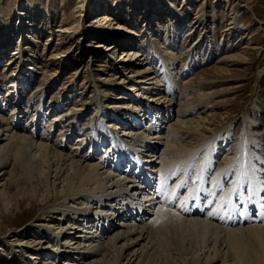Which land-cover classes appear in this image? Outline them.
I'll return each mask as SVG.
<instances>
[{
	"label": "bare ground",
	"instance_id": "1",
	"mask_svg": "<svg viewBox=\"0 0 264 264\" xmlns=\"http://www.w3.org/2000/svg\"><path fill=\"white\" fill-rule=\"evenodd\" d=\"M249 5L235 4L233 26L228 30L234 40L242 35L241 20L245 12L252 11ZM83 8L79 4L76 7ZM29 12L27 9L26 13H19L18 40L0 73V205L6 219L14 213L37 212L33 229L17 231L18 235L29 237L24 238V245H19L28 248V262L148 264L155 255L160 264H192L191 259L182 257V250L185 244L193 243L192 247L197 250L193 264H248L237 236L252 233L257 250L260 249L255 252L253 262L264 264V183L257 185L258 190L251 198L243 178L240 184L235 183L249 161L264 175L261 131L249 134L247 153L243 151L238 158H233L228 150L222 154L219 165L212 168L221 148L216 142L202 144L199 133L207 130V119L219 106L213 102L205 104L209 99L204 94L195 95L200 85L193 84L192 80H182L178 95H174L177 89L174 82L188 70L189 63L175 72L176 55L156 44L153 46L158 67L153 70L150 63L141 62L139 65L143 66L134 69L130 76L129 83L133 85L129 89L135 95L129 96L125 80L119 84L115 77H92L90 99L79 107L73 102V106L63 109L64 99L59 94L53 96L51 102L55 101L48 103L44 113L45 89L41 86L29 95L25 108L21 107L34 71L25 58L29 50L25 47L29 40L25 32L32 27L27 26L32 16ZM169 15L172 19L178 17L175 11ZM203 18L204 15L200 20ZM96 19L101 23L110 22L104 15ZM56 33L74 34L70 29H58ZM94 35L111 39L104 54L125 47L118 60L120 64L125 62V68L137 60L144 61L143 55L135 51V36L122 39L124 34L120 36L117 31L109 30ZM4 53L1 48L0 59ZM66 61V57L54 55L45 61L55 69L51 79L58 70H64ZM116 90L119 94L114 95L108 107L103 106L101 100L105 101ZM131 96L140 97L135 100V107L122 102ZM141 97L153 108H144L147 102ZM129 108L142 112L125 116L126 122L119 113ZM6 109L9 110L5 112ZM90 110L91 116L77 132L80 136L72 140L79 127L77 123ZM108 113L116 125L108 123L111 119ZM101 117L99 123L97 120ZM43 122L45 126L41 128ZM55 130L56 138L52 140ZM69 141L74 144L65 152ZM23 169L37 171L36 176L28 178L29 183L36 185L31 186L29 195L19 192L13 199L10 193L18 191L22 178L16 173ZM38 184L43 186L40 194L36 191ZM168 184L172 191L176 189L177 195L169 199L171 208L164 199L171 193ZM178 198V204L186 202L177 205ZM64 257L66 260L59 263V258ZM43 258L46 259L41 262Z\"/></svg>",
	"mask_w": 264,
	"mask_h": 264
},
{
	"label": "rangeland",
	"instance_id": "2",
	"mask_svg": "<svg viewBox=\"0 0 264 264\" xmlns=\"http://www.w3.org/2000/svg\"><path fill=\"white\" fill-rule=\"evenodd\" d=\"M79 1L0 0V47L5 51L0 59V73L12 52L10 50L15 47L18 40L16 26L19 13L24 14L28 9L29 15H32L27 20V26L31 24L32 27H29V30L27 29L25 32L29 37L27 45H25L29 49L26 51L25 58L28 63L31 62V65L27 64L34 71L21 100V107L25 108L29 95L37 86L45 89L44 113L47 112L46 107L55 101L51 102L53 96L59 94L64 99L61 102L63 109L73 106V102L75 106L79 107L90 99L93 90L91 86L93 81H90L92 77L96 79L115 77V81H118L119 84L120 81L125 80L127 83L124 86L127 87V93L129 96L135 95V92L129 89L133 85L129 83L130 76L134 74V69L143 66L139 65L141 62L143 64L150 63L153 70L158 67L153 46L156 44L176 55L179 61H175L177 63L174 67L175 72L180 70L181 65L189 63L188 70L183 75L177 76L174 82L177 88L174 95H178L182 80H184L183 82L192 80L193 84L200 85L199 91L195 90V95L204 94L209 99L205 104H212L213 102L219 106L207 119L209 122H207V130H201L199 133L202 144L207 146L211 142H216L218 148H221L218 150L215 158L216 163H213L212 168L214 165H219L222 154L228 150L229 153L232 152L230 156L233 158H238L239 154H243V151L247 153V148L250 147L249 134L252 135L254 132L261 131L263 137H259V139L264 140V0H243L242 2L219 0V4L216 3L217 0H84L83 4H80ZM236 3L250 4L252 11L245 12L241 20L242 35L237 36L234 40L230 35L231 30L229 32L228 30L233 26L231 18L236 12ZM78 4L79 6L83 5L84 8L76 9ZM172 11L178 15L176 19H172V16L169 15ZM150 14L153 16L149 17ZM100 15L106 16L110 22L108 24L105 21L104 23L98 22L96 18ZM202 15L204 18L200 20ZM183 16L186 18L184 21L181 19ZM58 29H70L71 34H74L62 36L56 33ZM101 30L117 31L120 36L124 34L121 36L122 39L135 36L134 38L137 40L134 44L137 46L135 51L143 55L144 61L137 60L136 64H129L130 66L127 65V68L124 67L125 62L118 63L121 56L120 51L125 47H119V50L116 49L104 54V48L111 43V39L107 38L106 35H94L95 32ZM191 30L192 32H190ZM126 33L131 35L126 36ZM151 40L155 41L152 42ZM194 42L196 45L194 44L192 47ZM99 45L101 48L98 47ZM53 55L58 58L66 57L67 61L63 63L65 65L64 70H58V74L51 79L50 74L55 69L50 64L46 65L45 61ZM224 57L223 61L218 62ZM7 75L8 73L1 75V77ZM178 87L180 88L178 89ZM117 94H119V90L110 94L105 101L102 99L103 106L107 105L106 107H108L114 95ZM145 97L149 98V95ZM136 99H140V97L131 96L129 100L122 102L132 106ZM142 100L147 102V100ZM151 106V103L147 102L143 107L153 108ZM175 107V105L171 106L172 109ZM8 110L6 109L5 112ZM91 110L85 113L84 117L77 123L79 127L75 130L76 133L72 140L80 136L77 132L81 130V127L91 116ZM141 112L129 108L119 114H123L122 116L126 121L125 116L128 118L131 115H139ZM47 114L49 116V111ZM55 114L57 113L52 115ZM196 115L194 113L193 117ZM108 116L111 114L108 113ZM102 119L103 117L97 121L100 123ZM109 122L116 125L112 116ZM122 124L121 122L119 125ZM104 125L105 123L101 125V128ZM44 126L45 122L41 128ZM41 128L40 130H42ZM56 133L55 130L52 140L56 138ZM72 144L74 141L67 142L65 152H68ZM96 157L91 161H95ZM23 170L16 173V176H22V178L18 191L12 190L10 193L13 199L19 192L25 196L26 194L29 195L33 189L31 186L36 185L29 183L28 178L32 175L36 176L37 171ZM170 185L168 184L169 189ZM182 185L184 184H179L178 188ZM36 191H39V194L43 191L42 184L36 186ZM170 197H177L176 189L171 190V193L166 197L164 196L171 208L173 204L169 203ZM179 200L178 198L176 204L180 206L186 202L184 200L178 204ZM4 202L7 203L8 199ZM4 217L5 213L2 205H0V264H30L26 258L28 248L19 246L20 244L24 245V238L29 237L27 234L20 236L17 231L33 229L31 227L36 223L37 212L14 213L7 219ZM118 220L113 223L116 224ZM31 234L33 233L31 232ZM252 236V233L237 236L248 264H254V254L260 250H257L255 238ZM192 245L193 243L191 245L185 244L186 248L182 250L184 254L182 257L191 259L193 264L197 250ZM48 250L50 252V249ZM155 258V255L150 257L148 264H160L159 257ZM44 259L46 258L41 259V262ZM64 260H66L65 257L59 258L58 262L62 263Z\"/></svg>",
	"mask_w": 264,
	"mask_h": 264
},
{
	"label": "snow or ice",
	"instance_id": "3",
	"mask_svg": "<svg viewBox=\"0 0 264 264\" xmlns=\"http://www.w3.org/2000/svg\"><path fill=\"white\" fill-rule=\"evenodd\" d=\"M241 178H243L247 186V191L249 193L250 198L254 196L255 193L257 192L258 190L257 185L264 183V175H261L260 172H257V170L254 167V164L251 161H249L247 165V169L241 171L235 183L240 184ZM185 183H187V181H185ZM208 202L211 203V201Z\"/></svg>",
	"mask_w": 264,
	"mask_h": 264
}]
</instances>
